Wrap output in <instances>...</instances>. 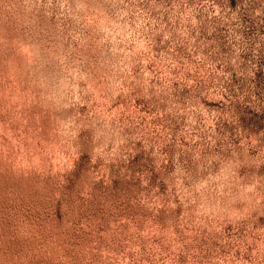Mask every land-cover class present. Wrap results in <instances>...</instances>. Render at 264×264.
<instances>
[{"label":"rangeland","instance_id":"374dc122","mask_svg":"<svg viewBox=\"0 0 264 264\" xmlns=\"http://www.w3.org/2000/svg\"><path fill=\"white\" fill-rule=\"evenodd\" d=\"M0 264H264V0H0Z\"/></svg>","mask_w":264,"mask_h":264}]
</instances>
